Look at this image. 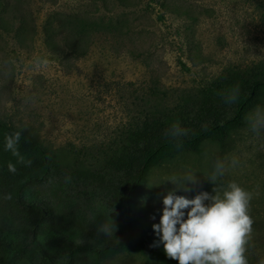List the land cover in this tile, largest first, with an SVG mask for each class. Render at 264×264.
Returning <instances> with one entry per match:
<instances>
[{
  "label": "rangeland",
  "instance_id": "rangeland-1",
  "mask_svg": "<svg viewBox=\"0 0 264 264\" xmlns=\"http://www.w3.org/2000/svg\"><path fill=\"white\" fill-rule=\"evenodd\" d=\"M19 1L10 16L24 10L34 29L18 34L0 27V120L18 130L26 127L22 132L48 150L53 178H60L56 172L64 166H99L147 114L158 108L173 111L188 93L202 95L227 67L264 68V0ZM58 13L85 16L83 55L71 51L62 35L46 42L42 24ZM36 57L47 59V67H29ZM9 58L19 67L6 78L3 61ZM246 116L223 141L205 140L199 152L181 150L154 165L142 196H148L161 216L163 196L174 188L165 182L167 177L194 172L201 184L190 193L177 192L188 198L199 190L222 194L235 181L254 194L253 232L245 255L248 264H261L264 129L252 132ZM218 160L227 171L212 184L208 177ZM48 183L35 184V196L49 194ZM150 183L157 186L149 188ZM100 264L178 261H149L141 252L122 251Z\"/></svg>",
  "mask_w": 264,
  "mask_h": 264
},
{
  "label": "trees",
  "instance_id": "trees-1",
  "mask_svg": "<svg viewBox=\"0 0 264 264\" xmlns=\"http://www.w3.org/2000/svg\"><path fill=\"white\" fill-rule=\"evenodd\" d=\"M11 1L0 0V27L18 34L32 31L24 10L10 16L20 2ZM86 25L81 14L58 13L47 17L42 29L47 43L62 35L71 51L83 55ZM236 85L240 99L225 104L223 95ZM263 104L264 68L227 67L202 95L188 93L173 111L158 108L147 114L99 166H64L56 172L59 179L53 178V156L24 132L19 151L32 164L16 163L17 158L4 150V138L18 129L0 120V264H100L122 251L141 252L149 261L171 260L162 244L150 246L158 239L152 225L160 219V211L142 196L150 169L181 150L199 152L205 140L223 141L231 129L245 123L249 110ZM173 123L189 129L179 146L165 136ZM10 162L16 164L15 174L7 169ZM46 181L50 193L35 196V184ZM6 194L12 199L5 200ZM105 223L116 225L113 235L98 232Z\"/></svg>",
  "mask_w": 264,
  "mask_h": 264
},
{
  "label": "clouds",
  "instance_id": "clouds-1",
  "mask_svg": "<svg viewBox=\"0 0 264 264\" xmlns=\"http://www.w3.org/2000/svg\"><path fill=\"white\" fill-rule=\"evenodd\" d=\"M3 64L4 76L13 77L19 67L15 59L9 58ZM47 64V59L36 57L29 67L40 69L47 67ZM240 96V86L236 85L223 95V100L225 104H235ZM246 123L252 132L259 134L264 129V105L255 106L246 116ZM24 129L27 128L5 135L4 150L17 158L16 163L30 166L32 161L26 160L19 151ZM188 135L189 129L179 123H173L165 132L166 137L177 141V146L179 138ZM231 163L235 166L238 161L233 158ZM7 169L15 174L16 164L8 163ZM226 171L225 163L218 160L208 181L215 184L218 177H222ZM165 182H171L174 188L163 196L159 223L152 225L158 239L151 247L162 244L165 255L178 261V264H248L245 253L254 223L250 215V203L254 195L252 192L233 181L228 183L222 194L213 195L199 190L192 198L178 195L177 192L190 193L201 184L192 171L182 176L167 177ZM153 186L157 185L150 183L148 187ZM213 192H216L215 188ZM4 199L11 200V194H6ZM115 228L114 223H105L98 232L111 236Z\"/></svg>",
  "mask_w": 264,
  "mask_h": 264
}]
</instances>
